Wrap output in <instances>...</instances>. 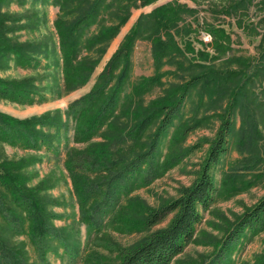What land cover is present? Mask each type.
Returning <instances> with one entry per match:
<instances>
[{
    "label": "trees",
    "instance_id": "obj_1",
    "mask_svg": "<svg viewBox=\"0 0 264 264\" xmlns=\"http://www.w3.org/2000/svg\"><path fill=\"white\" fill-rule=\"evenodd\" d=\"M6 0H0V61L15 57L21 65L37 66L38 55L48 54L47 42L15 40L11 34L22 26L16 23L21 16L2 11ZM47 1V0H42ZM158 0H52L58 7L54 26L62 58V92L84 85L95 66L107 50L110 41L129 20L132 9L140 8ZM195 6L180 0H171L141 13L113 53L104 69L99 73L93 87L84 95L74 99L65 111L31 116L17 120L0 113V139L20 143L25 147H54V137L75 123V136L87 141L123 115L125 108L137 103L136 90L131 89L124 97L129 83L131 55L135 42L145 39L151 43L156 80L165 73L166 64H175L176 69L188 72L185 81L170 87L159 100L140 107L135 122L120 125V132L110 139L108 146L93 149L67 150L65 166L70 171L80 203V218L89 234L98 235L102 227L117 213L122 197L128 191L148 181L145 170L155 169V154L162 135L179 117L181 107L191 93L198 89L208 102L221 104L222 124L216 139L203 163L199 176L190 186L184 187L177 198L157 208L148 209L140 227L148 229L163 222L172 214L166 226L150 231L134 245L120 248L118 260L109 264H171L194 239L196 227L202 221L201 210H206L218 196V189L211 173L228 152L234 133L236 113L241 117L237 145L246 152L251 164L264 162V34L258 44L256 55L229 54L232 50L231 34L219 20L199 18L198 5L208 3L215 12L236 17L238 26L244 27L240 16L247 15L256 5L262 12L258 23H264V0H192ZM94 26L92 29L91 27ZM19 27V28H18ZM197 29L209 33L211 51L197 50L191 40ZM203 43V42H202ZM204 44V43H203ZM191 55V56H190ZM187 63V64H186ZM158 81V82H157ZM152 84V82H151ZM259 87V92L256 90ZM150 88V87H149ZM258 89V88H257ZM0 98L24 103L43 102L45 94L32 78L5 80L0 77ZM135 99V100H134ZM205 102V101H204ZM54 129V133L37 127ZM148 142L138 146L140 137L152 126ZM190 128V127H189ZM51 129V130H52ZM188 129V128H187ZM132 140V143L127 142ZM247 163V164H249ZM103 169L95 181L90 173ZM147 174V173H146ZM0 166V214L15 233L25 232L35 246L39 264L46 262V252L52 239L63 240L59 228L49 221L51 213L43 209L37 192L23 187ZM10 201V202H9ZM15 203L17 208L10 207ZM27 223V224H26ZM264 227V196L250 209L240 215L222 238L217 250L204 264H228L233 250L240 245L247 231ZM90 236V235H89ZM69 255V264H75L79 251L62 241ZM0 264H36L29 260L22 244H10L0 236Z\"/></svg>",
    "mask_w": 264,
    "mask_h": 264
},
{
    "label": "rangeland",
    "instance_id": "obj_2",
    "mask_svg": "<svg viewBox=\"0 0 264 264\" xmlns=\"http://www.w3.org/2000/svg\"><path fill=\"white\" fill-rule=\"evenodd\" d=\"M168 1L171 0H158L144 7L133 8L129 20L110 41L88 81L79 88L61 92L59 87L64 88L63 61L54 26L58 7L52 0H6L2 11L21 16L16 24L22 27H18L19 29L11 36L19 42H47L50 52L38 55L40 63L37 66L21 65L14 56L4 63L0 61L2 79L32 78L46 96L45 101L31 104L0 98V113L17 120H24L31 116L55 113L56 110H60L61 117L66 119L65 111L68 105L93 87L99 73L118 49L138 16ZM180 1L187 2L191 6L196 5L192 0ZM214 1L217 2V0ZM198 8L200 19L219 20L225 24L232 39V50L229 54L256 55L258 53V44L264 34V23H258L263 12L256 5L250 7L247 15L240 16L245 28L238 26L236 17L215 12L212 5L206 2L199 4ZM91 28L93 29L94 26ZM191 40L195 49L211 51L210 46L205 45L212 41L209 33L197 29L192 33ZM131 61L130 79L123 96L125 97L131 89L135 88L136 91L133 94L137 93L136 105L135 102L134 105L132 103L128 105L121 117L89 140L80 141L76 138V123L72 118H69V125L62 128L58 134L54 133L52 128L51 130L37 125L40 129L57 134L53 139L54 147L42 145L39 148H30L20 143L13 144L0 139V166L11 174L10 176L16 182L24 185L23 187L37 192L42 199L43 209L51 213L49 221L59 228L63 235V240L50 241V248L46 252V262L49 264H69V255L62 241L68 242L71 248L76 247L79 250L75 264L116 262L120 248L134 245L150 231L166 226L172 214L168 215L163 222L148 229L140 227L148 209L157 208L177 198L180 191L190 186L199 176L211 144L221 128L223 120L220 112L221 104H226V101L211 103L208 102L207 95L203 94V99H200L198 89L190 90L191 93L182 105L179 117L174 119L173 124L161 137L154 158L156 168L145 170L144 174L148 175V181L129 190L122 197L117 213L108 220L98 235L89 234L87 226L80 218V203L73 177L65 166L68 148L83 150L93 149L91 147L94 146L96 149L108 146L110 139L120 132V125L130 128L135 122V117L139 113L134 110L137 111L154 100L158 101L159 97H163L171 89L170 87L181 84L188 75V72L176 69L175 64H166L163 67L165 73L160 78L162 83L155 84L156 73L151 43L145 39H138L135 42ZM256 90L259 92L258 86ZM234 123L235 131L230 136L232 140L228 152L211 170L218 196L208 209L201 210L203 219L196 227L194 239L171 264H204L210 260L237 218L264 196V162L250 165L246 152H241L237 145L240 136L237 133L241 125L239 113H236ZM260 127L263 130L264 142V125ZM155 129L156 125H152L140 137L137 150L141 147H139L140 144L148 142L150 134ZM127 143H132V140ZM90 174L91 179L98 182L96 177L99 174L104 176L105 171L101 169ZM9 204L10 207L17 208L15 211H21L15 203ZM0 236H3L10 244H22L28 253L29 260L39 264L35 246L31 243L29 236L25 232L12 231L2 219L1 214ZM230 260L228 264H264V227L247 231L242 243L232 251Z\"/></svg>",
    "mask_w": 264,
    "mask_h": 264
}]
</instances>
